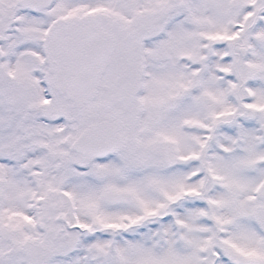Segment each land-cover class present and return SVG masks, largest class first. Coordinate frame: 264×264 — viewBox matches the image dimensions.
<instances>
[{
  "label": "snow or ice",
  "instance_id": "obj_1",
  "mask_svg": "<svg viewBox=\"0 0 264 264\" xmlns=\"http://www.w3.org/2000/svg\"><path fill=\"white\" fill-rule=\"evenodd\" d=\"M0 264H264V0H0Z\"/></svg>",
  "mask_w": 264,
  "mask_h": 264
}]
</instances>
